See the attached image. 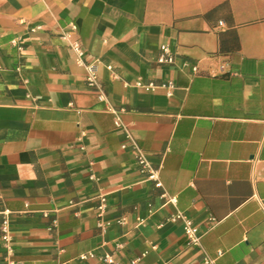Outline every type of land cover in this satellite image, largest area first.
I'll return each instance as SVG.
<instances>
[{
    "label": "crops",
    "instance_id": "crops-1",
    "mask_svg": "<svg viewBox=\"0 0 264 264\" xmlns=\"http://www.w3.org/2000/svg\"><path fill=\"white\" fill-rule=\"evenodd\" d=\"M127 262L264 264V0H0V264Z\"/></svg>",
    "mask_w": 264,
    "mask_h": 264
},
{
    "label": "built area",
    "instance_id": "built-area-1",
    "mask_svg": "<svg viewBox=\"0 0 264 264\" xmlns=\"http://www.w3.org/2000/svg\"><path fill=\"white\" fill-rule=\"evenodd\" d=\"M220 25H223V22H220ZM74 52L76 54V61L79 64H84L88 70V75H87V80L89 84L93 86H97L98 92H97V97L100 100H103L105 98V93L103 89L101 88L99 84V78L96 72V68L92 63L85 64L84 61V54L85 51L83 49V45L79 42L75 43L73 45ZM175 55L171 51L170 47L166 44L161 45V52L159 54V57L157 59L158 63L160 64H172L175 62ZM196 70V68H195ZM149 85L148 87H150ZM115 124L117 127L122 128L126 132L127 139L129 140V144L132 147L134 157L136 162L139 164L140 169L142 172L147 173V179L151 180L154 182V184L158 187L162 186V181L160 178V166L158 168H154L151 163L149 162L146 154L143 152V150L140 148V146L137 144L135 141L133 135L131 134L128 126L125 124L121 123L119 117L117 116L115 119ZM128 144H123V148L127 147ZM164 197L167 198V202H176L175 196H167L166 194L163 195ZM105 208V199L102 198V203L99 205V215H102V212L104 211ZM172 220H181L183 223V228L189 238V242L191 244L197 245L200 243L201 240V234L199 233V227L194 223L193 220H191L184 212L177 211L175 214L172 216ZM57 224V220L54 221V225ZM2 231H3V240L7 243V246L9 242L11 241V235L8 229L7 225L2 226ZM95 256V252L89 251L86 253L81 254L80 258L83 260H86L88 258H93ZM102 260L107 262V263H115L113 257L111 254H104L102 256ZM211 261L210 259L207 260V262ZM134 262H127V263H116V264H133Z\"/></svg>",
    "mask_w": 264,
    "mask_h": 264
}]
</instances>
